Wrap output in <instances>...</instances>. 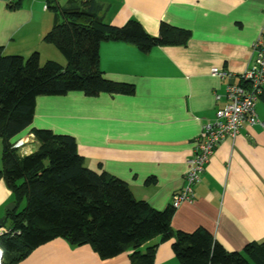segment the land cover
<instances>
[{"label": "crops", "instance_id": "0c3cea01", "mask_svg": "<svg viewBox=\"0 0 264 264\" xmlns=\"http://www.w3.org/2000/svg\"><path fill=\"white\" fill-rule=\"evenodd\" d=\"M13 3L19 8L12 10L0 0L3 54L27 59L37 52L41 64L52 60L65 65L58 48L44 41L57 17L48 0ZM55 5L58 13L92 6L107 24L122 27L137 21L154 38L164 24L190 33L183 46H155L148 52L124 41L103 42L99 56L104 78L132 86L133 93L40 96L31 126L15 138L34 137L33 130L39 129L71 136L89 170L122 180L135 200L154 210L170 208L186 185L188 160L203 125L226 105L227 85L240 83L239 76L254 62L252 45L264 26V0H55ZM213 68L232 77L212 76ZM256 116L261 124L245 123L234 140L218 144L194 186V202L173 211L174 234L204 229L230 253L264 241V95ZM38 147L35 140L24 154ZM2 149L0 138V171ZM12 203L11 191L0 180V218L11 213L4 207ZM174 240L163 242L158 236L141 251L156 246L153 264H181ZM131 253L127 248L104 260L88 244L59 238L19 264H131Z\"/></svg>", "mask_w": 264, "mask_h": 264}, {"label": "trees", "instance_id": "16d2710c", "mask_svg": "<svg viewBox=\"0 0 264 264\" xmlns=\"http://www.w3.org/2000/svg\"><path fill=\"white\" fill-rule=\"evenodd\" d=\"M48 4L57 17L44 41L58 48L66 65L52 60L41 64L37 52L27 59L6 56L0 48V180L11 191L16 209L25 201L22 210L7 214L19 235L0 238L3 263L19 264L40 246L62 238L92 246L104 260L132 248L131 264H153L156 246L144 252L141 247L160 236L163 242L175 238L173 252L181 264H264V241L230 253L204 229L174 234L172 207L154 210L135 200L122 180L89 170L71 136L33 130L39 145L34 153L24 156L13 148L15 138L31 126L40 96L133 93L132 86L104 78L99 56L103 42L124 41L148 52L155 46H183L190 37L188 31L164 24L154 38L137 21L122 27L107 24L92 6H71L58 13L55 0ZM8 5L12 10L20 6Z\"/></svg>", "mask_w": 264, "mask_h": 264}, {"label": "built area", "instance_id": "2783aa9c", "mask_svg": "<svg viewBox=\"0 0 264 264\" xmlns=\"http://www.w3.org/2000/svg\"><path fill=\"white\" fill-rule=\"evenodd\" d=\"M12 4L13 0H4ZM255 58L251 67L247 68L240 76V83L229 84L226 88V105L217 110L215 119L211 123H205L196 140L194 153L188 160V171L185 177L184 190L175 194L172 199V208L178 209L184 203H193L195 200L194 186L200 182V175L210 162L219 143L227 139L234 140L245 123L261 124L256 116V106L264 95V26L257 41L252 45ZM212 76L221 79L232 77L231 73L213 68ZM216 99L220 98L216 96ZM26 140H19L13 144L15 149H23ZM19 235L17 231L0 228V238L4 236L14 237ZM4 262V251L0 246V264Z\"/></svg>", "mask_w": 264, "mask_h": 264}, {"label": "rangeland", "instance_id": "374dc122", "mask_svg": "<svg viewBox=\"0 0 264 264\" xmlns=\"http://www.w3.org/2000/svg\"><path fill=\"white\" fill-rule=\"evenodd\" d=\"M65 65H66V60H65V63H64ZM30 136V135H29ZM32 136V139H29L28 141V144H26V146L23 148V149H17V150H19L20 151V153L22 154V155H30V154H32V153H34L35 151H33L32 153H29V154H24V149L26 148V147H28V146H33L34 144H35V140H36V138H35V135H34V137H33V135H31ZM21 140V139H20ZM22 140H26V139H22ZM17 141H19V140H17ZM37 141V140H36ZM15 143V142H14ZM36 146V145H35ZM13 202H14V198H13ZM13 204H15V203H12V204H7V205H5V207L4 208H6L7 206H11V205H13ZM25 207V201H23L22 203H20V205H19V207L16 209V210H18V211H20V210H22V208H24ZM13 212V211H12ZM10 225H11V222L10 221H8V223H6V227L7 228H9L10 227Z\"/></svg>", "mask_w": 264, "mask_h": 264}, {"label": "water", "instance_id": "95a60500", "mask_svg": "<svg viewBox=\"0 0 264 264\" xmlns=\"http://www.w3.org/2000/svg\"><path fill=\"white\" fill-rule=\"evenodd\" d=\"M6 209L8 211L12 212V211H14L16 209V205L13 204L11 206H7ZM6 220H7V217L6 216L0 218V228H4L3 226H5Z\"/></svg>", "mask_w": 264, "mask_h": 264}, {"label": "bare ground", "instance_id": "6f19581e", "mask_svg": "<svg viewBox=\"0 0 264 264\" xmlns=\"http://www.w3.org/2000/svg\"><path fill=\"white\" fill-rule=\"evenodd\" d=\"M171 207H172V204H171ZM175 210V209H174Z\"/></svg>", "mask_w": 264, "mask_h": 264}, {"label": "flooded vegetation", "instance_id": "af4514ba", "mask_svg": "<svg viewBox=\"0 0 264 264\" xmlns=\"http://www.w3.org/2000/svg\"><path fill=\"white\" fill-rule=\"evenodd\" d=\"M12 231H14L13 229H11Z\"/></svg>", "mask_w": 264, "mask_h": 264}, {"label": "clouds", "instance_id": "9594fccd", "mask_svg": "<svg viewBox=\"0 0 264 264\" xmlns=\"http://www.w3.org/2000/svg\"><path fill=\"white\" fill-rule=\"evenodd\" d=\"M4 264V263H3Z\"/></svg>", "mask_w": 264, "mask_h": 264}]
</instances>
